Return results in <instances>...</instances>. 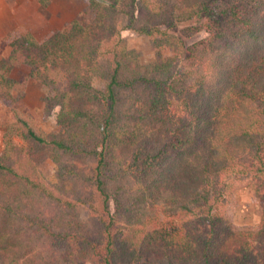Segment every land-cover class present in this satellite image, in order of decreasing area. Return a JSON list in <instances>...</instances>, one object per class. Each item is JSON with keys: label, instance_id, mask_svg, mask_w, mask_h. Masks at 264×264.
Masks as SVG:
<instances>
[{"label": "trees", "instance_id": "16d2710c", "mask_svg": "<svg viewBox=\"0 0 264 264\" xmlns=\"http://www.w3.org/2000/svg\"><path fill=\"white\" fill-rule=\"evenodd\" d=\"M89 2L90 23L44 40L24 29L0 59V98L14 106L21 63L52 90L46 111L59 105L62 127L47 133L13 109L0 264H264V0ZM184 19L206 35L184 44L170 31ZM126 29L150 39L153 61L128 47ZM46 158L59 165L55 187ZM227 177L262 200L257 230L216 207L211 185Z\"/></svg>", "mask_w": 264, "mask_h": 264}, {"label": "rangeland", "instance_id": "374dc122", "mask_svg": "<svg viewBox=\"0 0 264 264\" xmlns=\"http://www.w3.org/2000/svg\"><path fill=\"white\" fill-rule=\"evenodd\" d=\"M94 16L95 12L90 7L89 0H0V59L10 52V38L24 29L30 30L39 40H44L56 31L68 30L73 20L87 24L93 20ZM191 22L186 19L179 20L177 27L170 29L173 35L178 36L187 45L206 35L204 31L196 32L191 29L189 26ZM122 33L128 47L139 53L138 56L143 63L155 59L154 47L147 36L128 29L123 30ZM166 51L169 52V50ZM28 74L29 68L16 63L11 71V76L18 80V85L13 92L16 97L15 104L13 106L0 98V152L3 147L4 129L14 119V108L32 119L40 129L47 133L62 129L57 120L60 106H52L51 112L46 111L44 99L53 93L52 90L41 82L30 79ZM94 84L100 88L104 87L100 79H95ZM40 169L46 182L51 187H55L59 181V165L51 158H46L40 164ZM211 186L215 192L212 195L216 198V207L234 228L257 230L260 227L263 202L250 183L235 181L227 177L214 181ZM112 210H115L114 205ZM154 215L159 221H165L167 226H180L184 223V220L180 221L175 216L165 217L160 210ZM145 229L150 231V223L145 225ZM35 241L37 248L46 249L47 240L40 241L36 238ZM35 255L36 252L32 258Z\"/></svg>", "mask_w": 264, "mask_h": 264}]
</instances>
